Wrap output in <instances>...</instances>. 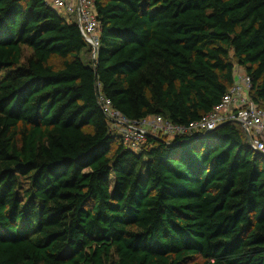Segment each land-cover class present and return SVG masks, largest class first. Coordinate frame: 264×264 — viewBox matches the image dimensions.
<instances>
[{"label": "trees", "instance_id": "16d2710c", "mask_svg": "<svg viewBox=\"0 0 264 264\" xmlns=\"http://www.w3.org/2000/svg\"><path fill=\"white\" fill-rule=\"evenodd\" d=\"M95 58L44 0H0V264H264V157L242 127L187 125L234 82L264 108V0H93ZM26 51V53H25Z\"/></svg>", "mask_w": 264, "mask_h": 264}, {"label": "built area", "instance_id": "2783aa9c", "mask_svg": "<svg viewBox=\"0 0 264 264\" xmlns=\"http://www.w3.org/2000/svg\"><path fill=\"white\" fill-rule=\"evenodd\" d=\"M53 10L73 19L85 42L91 47L94 59L99 45L98 20L93 0H44ZM238 81L223 95L219 103L210 112L187 125H176L152 116L141 120H130L111 106V101L103 96L98 102L111 128L117 130L125 144L137 149L145 141L148 134L178 136L199 131H211L225 122L238 123L247 138L249 148L264 157V108L258 107L248 97L250 78L245 74H237Z\"/></svg>", "mask_w": 264, "mask_h": 264}, {"label": "rangeland", "instance_id": "374dc122", "mask_svg": "<svg viewBox=\"0 0 264 264\" xmlns=\"http://www.w3.org/2000/svg\"><path fill=\"white\" fill-rule=\"evenodd\" d=\"M63 18H65L66 20H68V17H66L65 15L63 14H60ZM26 53V51H25ZM233 62H234V82H237L238 81V75L237 74H243L245 73L244 72V69L243 67H241L237 62H236V59L233 58ZM108 121V120H107ZM109 125L111 126L110 124V121H108ZM160 135H163L162 133H160ZM167 138L170 140L172 137L171 136H167Z\"/></svg>", "mask_w": 264, "mask_h": 264}, {"label": "water", "instance_id": "95a60500", "mask_svg": "<svg viewBox=\"0 0 264 264\" xmlns=\"http://www.w3.org/2000/svg\"><path fill=\"white\" fill-rule=\"evenodd\" d=\"M222 124H223V123H222ZM220 125H221V124H220ZM220 125H219V126H220ZM247 138H248V137H247Z\"/></svg>", "mask_w": 264, "mask_h": 264}]
</instances>
